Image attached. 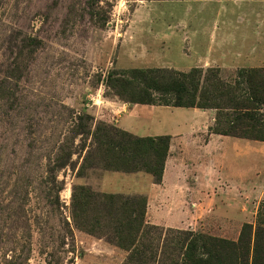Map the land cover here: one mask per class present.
<instances>
[{
  "label": "rangeland",
  "instance_id": "374dc122",
  "mask_svg": "<svg viewBox=\"0 0 264 264\" xmlns=\"http://www.w3.org/2000/svg\"><path fill=\"white\" fill-rule=\"evenodd\" d=\"M195 67H264V0H0V264H123L147 226L171 251L177 230L236 240L264 219V141L139 142L189 108L125 116L106 84Z\"/></svg>",
  "mask_w": 264,
  "mask_h": 264
},
{
  "label": "trees",
  "instance_id": "16d2710c",
  "mask_svg": "<svg viewBox=\"0 0 264 264\" xmlns=\"http://www.w3.org/2000/svg\"><path fill=\"white\" fill-rule=\"evenodd\" d=\"M106 84L127 103L214 109L213 133L264 141V67L239 69L231 81L215 68L112 71ZM139 138L163 143L169 136ZM154 229H143L123 264H264V219L244 222L236 240L177 230L171 251L153 244Z\"/></svg>",
  "mask_w": 264,
  "mask_h": 264
},
{
  "label": "crops",
  "instance_id": "0c3cea01",
  "mask_svg": "<svg viewBox=\"0 0 264 264\" xmlns=\"http://www.w3.org/2000/svg\"><path fill=\"white\" fill-rule=\"evenodd\" d=\"M143 106V104H136L132 106L131 109L126 113L125 116L130 115L129 113L132 112L137 114L138 110H142L140 107ZM139 108V109H138ZM176 108V107H175ZM178 108V107H177ZM180 108H185V107H180ZM212 114L213 112L210 109H202V108H197V107H190L188 111L185 113L183 118L178 119L176 121H161L159 123L156 122L152 124L151 131L154 132H149L150 134H136L139 137H146V136H169L174 138L173 140L175 143H179L181 145H187L191 143V141H194L199 137V135H204L205 134V139H204V149L211 151L213 148H218L221 146V144L225 141L227 142H232L231 144L236 147L238 150L241 148L244 150H249L251 151L252 149H260L261 144L259 141L255 140H247L244 138H237L235 136H229V135H222V134H217L213 133L210 129L209 126L211 124V119H212ZM119 128L122 130H125L130 133L129 129H126L125 123L122 121L117 123ZM132 133V132H131ZM134 134V133H133ZM196 142V141H194ZM241 147V148H240ZM212 152V151H211Z\"/></svg>",
  "mask_w": 264,
  "mask_h": 264
}]
</instances>
